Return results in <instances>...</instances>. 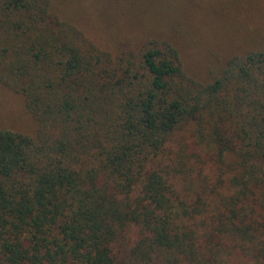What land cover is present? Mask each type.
<instances>
[{"label": "trees", "instance_id": "obj_1", "mask_svg": "<svg viewBox=\"0 0 264 264\" xmlns=\"http://www.w3.org/2000/svg\"><path fill=\"white\" fill-rule=\"evenodd\" d=\"M208 1L249 48L199 78L185 14L101 47L76 0H0V86L29 120L0 126V264H264V0Z\"/></svg>", "mask_w": 264, "mask_h": 264}, {"label": "rangeland", "instance_id": "obj_2", "mask_svg": "<svg viewBox=\"0 0 264 264\" xmlns=\"http://www.w3.org/2000/svg\"><path fill=\"white\" fill-rule=\"evenodd\" d=\"M85 15H94L86 26L92 28L97 44L123 42L125 38L142 35L153 28L170 26L188 16L182 28L185 32L180 46L183 68L196 77L205 75L210 62H218L239 48H249L245 31L249 20L231 6L208 0H76ZM94 20V19H92ZM84 22V20H83ZM85 23V22H84ZM247 30V29H246ZM244 32L247 34L244 36ZM119 39V40H116ZM101 46V45H99ZM102 47V46H101ZM125 47V46H123ZM0 126L25 131L29 120L20 99L0 86ZM172 144V142H171ZM126 244L113 250L115 256L123 255L137 238V230H127ZM121 245V244H119Z\"/></svg>", "mask_w": 264, "mask_h": 264}]
</instances>
